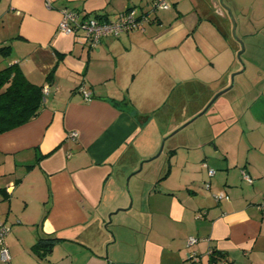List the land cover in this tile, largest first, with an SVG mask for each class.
Returning <instances> with one entry per match:
<instances>
[{"label": "crops", "instance_id": "crops-1", "mask_svg": "<svg viewBox=\"0 0 264 264\" xmlns=\"http://www.w3.org/2000/svg\"><path fill=\"white\" fill-rule=\"evenodd\" d=\"M152 1L0 0V46H9L0 69L17 63L30 82L49 86L36 117L0 133V221L10 227V260L0 264H73L81 256L79 264H189L191 250L211 264L209 247L229 264H264V0H223L238 35L251 38L258 54L259 73L240 92L238 126L224 123L235 121L232 111L220 120L222 139L237 127V140L207 153L200 141L191 150L185 139L163 162H145L128 181L132 233L127 223L110 233L121 210L111 222L108 214L129 205L127 176L159 145L137 147L135 155L142 119L134 112L168 109L173 96L179 106L188 97L196 114L239 68L240 45L223 35L230 33L229 12L212 0H165L170 8L152 13L144 30L104 36L94 46L80 31L58 30L63 7L112 20L130 7L149 11ZM220 191L228 199L215 200ZM189 236L201 240L187 247ZM51 237L57 240L42 256L35 243ZM130 238L133 255L122 244Z\"/></svg>", "mask_w": 264, "mask_h": 264}, {"label": "rangeland", "instance_id": "rangeland-1", "mask_svg": "<svg viewBox=\"0 0 264 264\" xmlns=\"http://www.w3.org/2000/svg\"><path fill=\"white\" fill-rule=\"evenodd\" d=\"M234 19V18H233ZM235 20L231 19V24L233 25V22ZM232 25L230 29V35L234 42H236V39L241 40L242 45L244 47L242 53L240 56H237V53L241 49L242 45H240L239 50L235 52V64L239 65L237 71V76L234 77V71L230 73V83H233L232 87L219 95L216 100L209 106V108L200 116L196 117L193 121L188 123L186 126H184L182 129L178 130L176 133L173 135L169 136L166 138L171 132H173L175 129L178 127L182 126L185 122H187L193 115H195V110L192 109L191 107V100L189 98L183 97L181 100L180 106H178L176 109L172 110V112L169 114L166 113L168 109H161L159 112H157L154 117L149 121L147 124L148 127L150 128L148 132V140L155 142V140L159 139V145L157 147V150L155 154L158 152L159 147L161 145V142L164 140L163 143V149L161 153L156 157L157 162H163L165 159L169 147L173 144H181L185 139H188L186 143H189L190 149L192 150H198L199 147L196 148L194 146L198 141H200L201 146H204V149L206 152L214 153L217 151H220L222 148L224 141L230 144H234L235 140H237L236 136L237 133L234 137V132L236 131V128H234L235 131H232L230 137H227V139H222L221 137V121L223 120L224 117H226L228 111L234 112V119L235 121L230 122V119H224V123L226 125H235L238 126L237 124V111L241 110L244 104V101L242 100V91L249 89L251 86L252 82L254 79L257 77L259 73V68L257 61L253 58L252 55L257 56L258 54H252L253 47H251L250 43L252 42L251 38H242L238 35V30H236V25H235V36L232 34ZM240 71V72H238ZM233 75V77H232ZM228 84V86H229ZM218 91V90H217ZM240 92L241 95H240ZM238 93L240 97H238ZM177 106V105H175ZM174 107V104H173ZM193 114V115H192ZM192 115V116H190ZM151 116V115H150ZM232 118V119H233ZM223 124V123H222ZM161 133V134H160ZM160 137V138H159ZM153 142V143H154ZM212 142L219 147L218 150H215V145L212 144ZM154 154V155H155ZM208 155V154H207ZM211 156V155H210ZM149 162V161H148ZM139 167V164H138ZM216 171L215 166L212 167ZM143 171V168L140 170V172ZM128 182V181H127ZM206 188V187H205ZM125 189H126V181H125ZM207 190V189H205ZM129 191V187L127 184V190ZM130 194V193H129ZM130 200V198H129ZM130 202V201H129ZM132 211H127V210H121L117 214H115L112 222L110 223V229L115 230L119 228V224L121 223H127L126 225L128 228H124L126 232L132 233V226H133V218H132ZM119 225V226H118ZM113 230V231H114ZM134 238H130L126 243L124 244L123 247H126L129 249V252L131 255L132 254V242L134 241ZM126 241V240H125ZM127 245V246H126ZM117 246H122L120 242H118ZM85 247H87L85 245ZM109 251L104 248L102 251V254H108ZM83 254V253H82ZM83 260L82 256L79 257L78 261L75 262L73 261V264H79ZM48 263V261H47Z\"/></svg>", "mask_w": 264, "mask_h": 264}, {"label": "built area", "instance_id": "built-area-1", "mask_svg": "<svg viewBox=\"0 0 264 264\" xmlns=\"http://www.w3.org/2000/svg\"><path fill=\"white\" fill-rule=\"evenodd\" d=\"M46 5L48 6V0H45ZM170 4L165 0H153L149 11H141L136 7L127 8L121 10L117 13L114 19L112 20H100L96 17H91L84 12H80L74 9L63 7L61 9V18L58 23V30L67 33L75 34L78 31L82 32L84 37L90 46L96 45L104 36H119L122 33L128 32L130 30H144L146 23L151 20V14L156 13L158 10H166L170 8ZM85 99L90 98V93L82 89ZM49 93V86L44 85L42 87V97L46 101L47 95ZM71 137L77 136L76 132L70 133ZM204 166H207L206 163H203ZM208 168V167H207ZM215 173V170L208 168V175L212 176ZM242 178L247 183H252L251 176L245 172L241 171ZM207 189L210 188V182L205 183ZM215 200L219 201L221 199H228V196L220 191L213 194ZM261 208L264 209V205H261ZM10 227L4 222L0 221V259L4 262H9L10 254L8 247L5 243V238L9 233ZM201 239L195 236H189L186 239L187 247H190L196 244ZM207 254L211 258V264H229V261L226 257L221 255L215 256L214 249L209 247L207 249ZM214 254V256H213ZM187 260L189 264H202L201 255L196 251L191 250L187 253Z\"/></svg>", "mask_w": 264, "mask_h": 264}, {"label": "trees", "instance_id": "trees-1", "mask_svg": "<svg viewBox=\"0 0 264 264\" xmlns=\"http://www.w3.org/2000/svg\"><path fill=\"white\" fill-rule=\"evenodd\" d=\"M223 35L225 37H228L229 40L234 41L230 33L229 35L223 33ZM8 48L9 46L7 45L6 46L1 45L0 52L5 54ZM42 87L43 86L41 85H37L30 82L17 63L10 64L0 69V133L12 129L14 127H17L19 125H22L38 115V113L45 104V101L43 100L42 97ZM174 99L175 98L173 96H170L169 99L165 102V106H170V108H168V111H166L167 114H169V112L171 113L172 110L175 109V107L179 106L178 105L179 102L175 101ZM122 101L124 105L128 107V110L131 111L134 109L128 99ZM160 110H155L151 114V116L150 115L142 116L134 112L133 115L137 120L142 119V122H140L141 131L132 140L136 145V147L134 146V144L132 145V147H134V149L132 150L135 152L136 156H137L136 152L138 151V149L136 150L137 147L145 148L149 145H153L154 142L153 139L152 141L148 140L147 135L150 128L148 127L147 124L152 119V117H154V115ZM119 152L120 149H118L114 155L116 156ZM155 152H153L152 155ZM133 157L134 155L133 156L131 155L129 159L132 160ZM167 168L168 169L166 170L164 175L168 173L169 165H167ZM55 240H57V238L51 237V238H47L46 240L39 239L35 243L36 246L35 249L43 248L42 256H45L47 252L51 250ZM213 249L215 256L221 255L223 257H226L222 251L217 250L215 248ZM212 258L210 255V259Z\"/></svg>", "mask_w": 264, "mask_h": 264}, {"label": "water", "instance_id": "water-1", "mask_svg": "<svg viewBox=\"0 0 264 264\" xmlns=\"http://www.w3.org/2000/svg\"><path fill=\"white\" fill-rule=\"evenodd\" d=\"M212 1L214 2V5H215V6H217V4H218L221 8L226 9V10L229 12L230 20H231V19L234 20L232 14L230 13V12H231V11H230V8L224 3L223 0H212ZM232 22H233V21H232ZM232 34L235 36V22H233V25H232ZM236 40H237V42L239 43V45H242L241 40H239V39H236ZM243 49H244V47H243V45H242L241 49H240L239 52L237 53V56H238V57H239L240 54L242 53ZM233 75H234V74H233ZM233 75H232V77H233ZM232 85H233V83H230L229 86H227L226 88H224V89H222V90L216 92V93L214 94V96L209 100V102L206 104V106H205L201 111H199L198 113H196L195 115H193V116H192L187 122H185L182 126L178 127V128L175 129L173 132H171L166 138H168L169 136L173 135V134L176 133L178 130H180V129H182L184 126H186L188 123H190L191 121H193L196 117H198V116H200L201 114H203V113L209 108V106L214 102V100H215L219 95H221L222 93H224L225 91H227L228 89H230V88L232 87ZM163 143H164V140L161 142V145H160V147H159V150H158V152H157L155 155L151 156L150 158H146V159H142V160H140V162H139V167L137 168V170H135L134 172L130 173V174L127 176V178H126V190H127V184H128L127 181H129L130 176H131L132 174H136V173L140 172V170L142 169L143 164H144L145 162H148V161L154 160V159H155V158L161 153V151H162V149H163ZM127 193H128L129 198H130V202H129L128 207H127V208H121V209L119 208V209H116L114 212H110V213L108 214V221H109V222H111L112 215H113L114 213H116L117 211H119V210H127V209H130V208H131L132 203H133V197L131 196V194H129V193H130L129 191H127ZM110 233H111L112 237H114V234H113L112 230H110ZM107 246H108V245H106V248H107Z\"/></svg>", "mask_w": 264, "mask_h": 264}]
</instances>
